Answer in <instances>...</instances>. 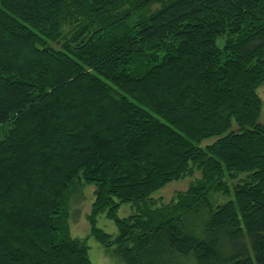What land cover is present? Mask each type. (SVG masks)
Here are the masks:
<instances>
[{"label":"trees","instance_id":"obj_1","mask_svg":"<svg viewBox=\"0 0 264 264\" xmlns=\"http://www.w3.org/2000/svg\"><path fill=\"white\" fill-rule=\"evenodd\" d=\"M262 85L264 0H0V264H95L69 233L79 184L96 188L91 235L126 264L157 247L264 264Z\"/></svg>","mask_w":264,"mask_h":264},{"label":"rangeland","instance_id":"obj_2","mask_svg":"<svg viewBox=\"0 0 264 264\" xmlns=\"http://www.w3.org/2000/svg\"><path fill=\"white\" fill-rule=\"evenodd\" d=\"M157 5H154L151 10H154ZM72 25H67L65 27V31H68L72 28ZM56 48H59V44L53 43ZM261 98L264 100V85H262L258 90ZM260 121L264 123V111L260 118ZM8 129V126L0 127V139L3 137L4 132ZM210 139L208 141H212ZM244 174H242L239 179L244 178ZM200 177V173L195 172V174L191 177L184 178L180 181H175L167 185L165 188L157 191L154 194V198L156 199L157 205H165L172 202L176 195L185 191L189 188L194 181ZM234 181H230L233 183ZM76 190L68 201L67 210L69 216V233L72 237H76L82 240H85L89 245L90 257L95 264H126L124 260H122L119 256L115 254L114 251L109 250L105 245L99 243L95 237H93L90 233L91 225L88 219L89 214L92 212L94 202L96 200L95 197V186L92 184L85 185L79 184L76 185ZM212 200L215 203L214 205H218L220 203H224L232 198V195H223L221 193H212ZM207 212V210H204ZM136 213L135 208H133L132 204L124 203L120 206L118 214L120 217H127ZM197 215V216H196ZM208 214L201 215L198 217V214L194 212L190 213V215H186L183 217L185 225H196L194 231H198L199 233L202 231V228L206 225V218ZM97 225L104 229L106 232L116 235L118 233V227L116 223L109 219L106 216V213L98 216ZM189 228V227H188ZM204 237V236H202ZM247 242L248 239L246 238ZM167 248L157 247L151 253H158L156 255L155 261L153 264H195L194 258L192 256H175L169 250L164 251L163 255L159 256V253ZM147 254V258L151 254ZM150 258V257H149Z\"/></svg>","mask_w":264,"mask_h":264}]
</instances>
